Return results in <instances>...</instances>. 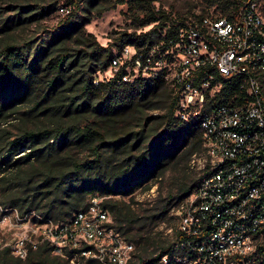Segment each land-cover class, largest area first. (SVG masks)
<instances>
[{"label":"trees","instance_id":"obj_1","mask_svg":"<svg viewBox=\"0 0 264 264\" xmlns=\"http://www.w3.org/2000/svg\"><path fill=\"white\" fill-rule=\"evenodd\" d=\"M53 1L46 6L47 0H13L9 9L18 12L6 16L0 10V204L21 217L34 212L61 224L86 210L91 198L104 197L117 231L141 252L132 264H160L173 254L177 229L172 241L161 242L144 231L165 222L202 179L190 171L193 157L204 153L202 131L199 121L178 117L180 95L162 77L124 82L126 66L114 74L112 63L115 51L127 46L146 52L169 40L175 22L156 8L160 0H68L62 5L70 13L52 38L37 46L19 43L14 33L54 12L60 0ZM124 4L143 9L144 27L154 28L118 34L108 47L86 35L84 24ZM219 4L223 16L235 18L239 0ZM165 24L170 30L163 32ZM98 73L104 77L95 84ZM236 92L226 84L212 106ZM13 115L21 117L17 133L4 126ZM167 173L172 180L166 194L160 193L153 206L134 209L135 192ZM0 264L71 263L44 243L29 248L25 260L3 247Z\"/></svg>","mask_w":264,"mask_h":264},{"label":"built area","instance_id":"obj_2","mask_svg":"<svg viewBox=\"0 0 264 264\" xmlns=\"http://www.w3.org/2000/svg\"><path fill=\"white\" fill-rule=\"evenodd\" d=\"M62 17L70 8L61 5ZM174 36L148 51H115L112 72L126 66L124 82L162 77L180 95L178 117L199 121L204 171L192 193L174 209L177 241L160 264H264V13L260 0H239L233 19L194 9L176 19ZM170 27L166 31H169ZM98 76H103L98 73ZM98 77L95 84H98ZM237 89L224 103L211 99L225 85ZM104 197L56 224L36 213L21 217L0 204V250L25 260L28 249L48 243L71 264H132L137 247L115 228ZM36 224L29 236L11 239L19 223ZM76 252V253H71Z\"/></svg>","mask_w":264,"mask_h":264},{"label":"rangeland","instance_id":"obj_3","mask_svg":"<svg viewBox=\"0 0 264 264\" xmlns=\"http://www.w3.org/2000/svg\"><path fill=\"white\" fill-rule=\"evenodd\" d=\"M68 0H60L56 3L54 12L47 16L44 20L33 25H25L19 31L14 33V38L18 40L19 43H31L33 46H37L46 39L52 38L57 31L58 26L65 19L62 17L59 12L60 6L66 3ZM224 0H219L214 5L208 4L205 0H160L159 2L154 3L156 8L160 11H164L174 18L186 17L191 14V12L196 10H201L203 13L211 14L213 13L216 17H225L222 15V10L218 7L220 6L219 2ZM32 4L35 3V0H31ZM61 2V3H60ZM53 0H47L46 6L53 4ZM13 0H0V10L4 13H7L6 16L14 15L16 11L9 9L13 5ZM260 6L262 12L264 13V0H260ZM204 9V10H203ZM147 17L143 9L138 8L134 4H124L117 5L114 9L104 13L101 17L93 18L90 23L84 24V30L86 35H92L97 40V42L104 46L108 47L113 44L114 39L118 37V34H142L147 33L155 25L145 26L147 22ZM168 28V25L165 24L162 28V31L165 32ZM4 38V34H0V40ZM98 81L103 77L98 76ZM28 104L23 105V111L26 110ZM21 118L18 115H13L4 126H8L10 131L17 133L19 128H21L22 122L17 119ZM24 155V154H22ZM204 161L203 156L198 155L193 157V160L190 164L191 172L197 174V177L203 174L204 171ZM172 174L167 173L162 178L153 179L150 181L146 187L139 189L133 195L134 198V209L139 207H147L149 204L153 206L155 201L159 198V194H166L168 188L171 186ZM150 188L147 190L146 188ZM126 203L130 201V198H121ZM142 205V206H141ZM174 208V207H173ZM177 208V207H175ZM174 208V209H175ZM174 209L171 211L170 217L165 221L159 223L153 230H150L147 227L144 231L145 237H152L153 240L158 242L169 240L172 241L173 235L178 228L179 222L174 212ZM31 223H19L13 229L11 234V239L18 240L21 237L29 236L33 229H35V221L30 218ZM137 247V246H136ZM140 250L137 247V255H140Z\"/></svg>","mask_w":264,"mask_h":264}]
</instances>
